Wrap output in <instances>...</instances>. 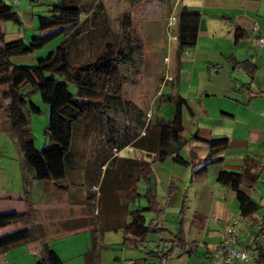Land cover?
<instances>
[{
    "label": "trees",
    "instance_id": "obj_1",
    "mask_svg": "<svg viewBox=\"0 0 264 264\" xmlns=\"http://www.w3.org/2000/svg\"><path fill=\"white\" fill-rule=\"evenodd\" d=\"M126 1L130 7H134L149 0ZM93 6L99 11L93 12L91 10ZM102 11L100 3L82 4L79 0H53L48 5L46 15L35 17L36 30L43 33L36 37L32 36L27 43L21 39L4 42L0 27V85L5 86L2 98L7 99L4 110L21 154V170L28 171L32 181L49 182L59 189L67 187L66 177L80 165L78 151L72 147L74 130L81 127L87 131L88 124L93 122L100 132L104 148L98 150L100 154L97 163L95 164L94 159L91 161L96 167L103 168L101 189L113 197H118L121 200L118 206L123 210L127 202L139 196L146 200L145 207L129 210L128 220L122 223L124 234L141 239L147 232L162 231L155 223L160 210L148 187L150 162L169 157L173 163L189 167L191 175H196L203 172L207 165L221 160L216 156L225 150L227 138L201 139L194 130L189 133L188 140L203 141L207 151L201 159H195L190 152L184 158L180 155V150L185 144L182 136L184 128L182 109L187 108L185 100L178 95L167 96L166 100L172 104L170 118L150 122L146 112L121 95L123 85H133L136 82L141 67V41L130 26L128 12L122 13L120 17L121 30L118 39L105 41L92 59L76 61L71 51L75 50L79 40L80 25L87 21L88 14L91 18L102 19ZM198 19L199 13L195 10L181 8L178 11L175 30L177 54L183 46L193 44ZM5 21L20 23L12 8L0 0V24ZM242 36V31L237 29L234 33L235 41ZM55 37H61L59 43L34 65L25 66L11 62V57L29 54ZM232 64L241 67L249 76L254 73L255 66L248 60H234ZM24 72L33 80V85H29ZM69 84L73 87L72 91L68 88ZM34 91L38 93L40 101L47 105V119L43 132L47 143L39 149L33 146L28 128L29 115L39 112V109L28 101V95ZM124 147L138 150L145 157H151V160L115 157L114 154ZM117 160L116 168L110 169L107 166L108 162ZM111 170L114 171L113 175H109ZM118 170L120 176H117ZM255 178L256 175L250 172L249 166H245L242 172L220 170L216 176L218 183L228 186L234 192L239 214L244 218L259 209V205L242 188L244 180ZM138 180L145 184L143 194L137 193L135 189ZM143 211H149L153 215L147 223ZM27 215L26 211H0V229L26 220ZM81 224L73 222L62 230L70 231ZM179 225L180 221L166 251L149 250L146 255L166 260L173 249H177L178 252L190 251L192 242L182 238ZM31 239L32 232L29 227H18L2 233L0 251ZM261 255L264 256L263 253ZM96 257L97 254L91 247L84 254V263L97 264ZM32 264L63 262L43 242L41 255ZM119 264H144V258Z\"/></svg>",
    "mask_w": 264,
    "mask_h": 264
},
{
    "label": "crops",
    "instance_id": "obj_2",
    "mask_svg": "<svg viewBox=\"0 0 264 264\" xmlns=\"http://www.w3.org/2000/svg\"><path fill=\"white\" fill-rule=\"evenodd\" d=\"M172 8L176 16L181 8L195 10L199 13V19L193 44L183 46L177 54L176 17H168L169 26L173 24V21L175 23L172 34L175 40L172 47L174 62L170 68L172 75L169 80L170 91L164 95L160 94V97L162 100L167 96L176 95L183 98L187 108H183L182 111H186L191 126L188 130H195L201 139L225 137L227 145L225 150L216 156L221 158L220 161L207 165L199 174L191 175L190 172L188 184L190 206H185L182 200L179 208L181 216L184 217L185 209L190 214L187 233H184L181 220L178 227L182 238L192 242V247L188 252H178L177 249H173L166 257V264H210L215 248L220 245L223 229L232 225L234 221L233 228L238 235V247L248 250L250 255L247 262L235 259L226 264H264V256L261 255V253L264 254V240L259 237L264 235V217L260 219L255 213L246 218L241 217L234 192L228 186L216 181L220 170L242 172L245 166H249L250 172L255 174L256 178L244 180L242 188L259 205V208L262 207L261 203L264 202V45H258L254 39L264 36V0H173ZM237 29L242 31L243 36L235 41L234 33ZM234 60L250 61L255 66L253 75L249 76L241 67L234 66L232 64ZM183 64H186V68H182ZM211 68H214V71H211ZM184 70L187 75L180 79L181 72ZM122 96L125 98L124 95ZM197 117L201 118L202 124L197 122ZM183 122L182 115V124ZM186 143H189L192 148L188 153H192L195 159L205 156L207 148L203 141L189 140L184 146ZM200 143L204 146L202 147ZM100 148L104 149L103 146ZM197 148L200 151L196 153ZM79 149H85L83 142ZM82 154V151H78V158L81 159ZM99 154L97 150L85 156L90 160L94 159L96 164ZM132 158L139 159L145 156L142 154L137 157L136 154ZM89 166L80 163L79 167L70 171L66 177L67 187L61 189L65 191L66 207L76 206L81 200L82 193L78 186L89 174ZM149 174L147 179L150 189ZM139 181L141 180L137 182ZM75 187L77 188L71 189ZM174 189L172 183L166 185V204L171 201V192ZM7 193L8 191L0 190L2 195ZM9 193L10 195L2 197L5 203L0 205V211L24 212L23 207L12 203L15 199H19L16 197L18 193L10 191ZM257 197L259 201H256ZM155 202L161 215L166 207L164 205L161 208L156 200ZM30 205L33 206V204ZM31 210L34 208L32 207ZM76 217L80 220L82 215ZM76 217L70 216L64 221L79 222L77 219H70ZM32 218L34 224H45L46 226H41L42 230L39 235H34L31 230V240L0 251V264H32L41 255V243L43 242L57 254L62 262L75 258L76 264H85L84 254L91 247L98 256V249L101 245L95 236L96 226L95 230H91L93 228L90 222L85 220L76 229L67 231V235L82 233L83 240L82 245L75 250L73 255H64L58 247L51 245V241L47 240V233L44 230L49 228L47 223L50 220L48 218L36 220L33 216ZM155 223L162 231L155 233L159 235V240L154 245L153 251L160 249L163 252L169 248V240L177 228L172 227V224L166 225L159 218ZM23 226L30 227V223L27 220L12 223L1 228L0 234ZM107 228L113 227L108 226ZM192 230L196 234L194 238H191ZM86 232L89 233L90 241L84 238ZM164 233L165 235L161 237ZM123 236V239L131 242L133 247L136 243L143 244L145 239V235L141 239L124 233ZM147 257L154 259L149 264L157 263L156 256L147 255ZM146 258H144V264H147Z\"/></svg>",
    "mask_w": 264,
    "mask_h": 264
},
{
    "label": "rangeland",
    "instance_id": "obj_3",
    "mask_svg": "<svg viewBox=\"0 0 264 264\" xmlns=\"http://www.w3.org/2000/svg\"><path fill=\"white\" fill-rule=\"evenodd\" d=\"M2 2L12 8L20 22L19 24L9 21L1 23L4 42L21 39L22 42L27 43L32 36L36 37L43 33L36 30L35 17L36 15H46L48 5L53 0H17V3L14 4L10 0H2ZM79 2L82 4L100 3L103 13H100L102 19L99 20L91 18L90 14H88L87 21L80 25L79 40L75 50L72 49L71 55L78 62L92 59L105 41H114L119 38L121 30L120 17L122 13L128 12L130 26L141 41V67L136 82L133 85L125 84L122 86V95L134 106L146 112L150 122H154L159 118L163 120L169 119L172 112V104L166 99L162 100L160 96L170 91L169 80L172 76L170 68L174 62L172 47L175 44V40L172 38V34L175 23L173 21V24L169 26L170 19L168 18L170 16L176 17V12L172 8L173 0H149L134 7H130L126 0H79ZM91 10L93 12L99 11L95 6ZM60 39L61 37H55L39 49L26 55L13 56L10 60L12 63L19 65H34L38 59L45 57L47 53L52 51ZM185 66L186 64H183L182 68H186ZM186 75V70L182 71L180 79L185 78ZM24 76L29 85L34 84L26 72H24ZM164 80L167 81L165 82ZM68 88L70 91L73 90L70 84ZM4 90L5 86L0 85V190H3V192L8 191V193L0 194V205L5 203L3 201L5 199L2 197L10 195L9 191L15 194L18 193L16 197L19 199H15L12 203L18 207H23L28 213L26 220L30 223L29 228L34 235H39L42 227L46 225L34 224L32 216L36 220L48 218L50 220L47 223L49 228L44 230L47 233V240L51 241V245L58 247L64 255H73L75 250L82 245L83 240L82 233L67 235V231L62 230L74 222L66 223L64 220L69 219L68 217L70 216L82 215L80 220L77 217L70 219H77L80 224L84 223L85 220L90 222L93 228L91 230H95L96 226L95 236H97L99 245H101L98 249L97 264H119L120 262L127 263L129 260L146 258L147 249H150V251L154 250V245L158 242L159 235L147 232L144 243H136L135 247H133L131 242L123 239L122 233V223L128 220L127 212L132 209L145 207L146 200L139 196L127 202L123 210L121 209L122 207L118 206L119 201H121L118 197H113L108 194L109 192L107 193L103 188L101 189L102 182H100V179L103 174V168L96 167L94 163H91L92 160L85 156V154L100 150L103 145L100 132L93 122L88 124L87 131L78 127L72 135L73 149L83 152L80 163L82 165L90 163V169L89 174L85 176V179L80 182L81 185L78 186L82 193L81 200L78 202L75 199L78 202L76 206L66 207L64 190L54 187L49 182L32 181L29 178V172L21 170V154L17 146L16 137L8 125L4 110V106L7 103V99L2 98ZM28 96V101L39 109L38 113L30 114L28 119V128L33 146L39 149L47 143V139L43 135L47 119V105L40 101L36 91ZM182 115L184 119L182 136L185 142H188L189 133L193 130H188V128L191 129V126L185 110L182 111ZM196 120L199 124H202L201 118L197 117ZM81 142L85 144V149L83 150L79 149ZM200 144L202 147L204 146L202 143ZM191 149L189 143H186L180 150V155L186 158L188 151ZM198 151H200L198 148L195 149L196 153ZM136 154L137 157L142 155L141 152L126 147L120 149L114 156L123 159L135 157ZM145 158L151 160V157L146 156ZM169 160V157H165L161 161L153 160L150 162L149 186L158 205L161 208L164 205L166 207V210H162V214L159 215L160 221L165 222L166 225L172 224V227H177L178 221L181 220L184 233H187L190 214L185 209L184 217L181 216L179 208L182 200L185 206H190L191 198L188 195L190 192L188 188L190 168L171 164ZM117 164L118 160L115 162L110 161L107 166L112 169L116 168ZM119 172L118 170L117 176H120ZM113 174L114 171L111 170L109 175ZM89 176L90 178L88 179ZM92 177H94L93 180H91ZM168 183H172L175 189L171 192V201L166 204L165 190ZM144 190L145 184L141 181L137 182V193L143 194ZM101 194L104 196H101ZM257 200L258 197L256 198ZM30 204H33V206ZM261 206L255 212L260 219L264 217V202L261 203ZM32 207L34 210H31ZM142 214L145 223L153 218L149 211H143ZM108 226L113 228L108 229ZM193 232H191V238L196 235L195 231ZM164 235L165 233L161 237ZM89 237V233L86 232L84 238L90 241ZM259 237L264 240V235ZM254 256L256 258V255ZM250 259L252 260V255ZM153 261V257L146 258L147 264ZM76 263L77 260L75 261V258L63 261V264Z\"/></svg>",
    "mask_w": 264,
    "mask_h": 264
},
{
    "label": "built area",
    "instance_id": "obj_4",
    "mask_svg": "<svg viewBox=\"0 0 264 264\" xmlns=\"http://www.w3.org/2000/svg\"><path fill=\"white\" fill-rule=\"evenodd\" d=\"M10 1L13 4L17 3V0ZM254 41L258 45H264V36H258ZM211 71H214V68H211ZM233 224H235V221ZM233 224L223 229L220 245L215 248L210 264H226L235 259L247 262L250 252L238 247V235L233 228ZM156 264H166V261L161 257Z\"/></svg>",
    "mask_w": 264,
    "mask_h": 264
}]
</instances>
